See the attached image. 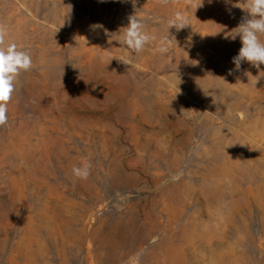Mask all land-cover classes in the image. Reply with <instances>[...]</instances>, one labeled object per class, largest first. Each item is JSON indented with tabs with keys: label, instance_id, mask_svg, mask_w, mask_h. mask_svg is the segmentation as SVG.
<instances>
[{
	"label": "rangeland",
	"instance_id": "374dc122",
	"mask_svg": "<svg viewBox=\"0 0 264 264\" xmlns=\"http://www.w3.org/2000/svg\"><path fill=\"white\" fill-rule=\"evenodd\" d=\"M242 2L0 0L33 61L0 126V264H264V64L229 74ZM132 15L155 39L130 56Z\"/></svg>",
	"mask_w": 264,
	"mask_h": 264
},
{
	"label": "clouds",
	"instance_id": "9594fccd",
	"mask_svg": "<svg viewBox=\"0 0 264 264\" xmlns=\"http://www.w3.org/2000/svg\"><path fill=\"white\" fill-rule=\"evenodd\" d=\"M157 2L166 5L169 0H157ZM209 2L211 3V0ZM242 3L243 7L238 4L235 6L241 8L246 15L241 18L238 26L226 36V38L230 36L232 40L239 37L242 45L232 60L235 69H230L229 74H232L233 71H239L243 62H248L257 69L264 64V42L260 39L261 36H264V0H243ZM201 5L202 3L199 6ZM187 25H189V21L181 12L175 13L174 17L168 21L169 28L174 26L177 30ZM93 27H102V25H93ZM6 36L7 29L0 25V126L7 123V105L15 91L17 78L21 72H28L33 67L30 52L18 49L14 42L5 46ZM154 39L155 37L145 30L142 22L135 15H132L129 17L128 25L124 28V33L119 42L129 50L131 56L133 53L143 51L145 46ZM156 50L160 53L168 51L165 46ZM124 63L131 64L132 61L129 59ZM90 168V163L74 167L73 175L79 179H87Z\"/></svg>",
	"mask_w": 264,
	"mask_h": 264
}]
</instances>
